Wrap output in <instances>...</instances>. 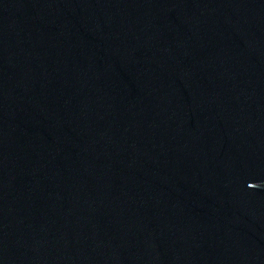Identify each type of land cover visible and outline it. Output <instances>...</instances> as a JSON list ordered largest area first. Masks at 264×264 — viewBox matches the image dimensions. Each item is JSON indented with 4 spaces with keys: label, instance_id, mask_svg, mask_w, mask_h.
Listing matches in <instances>:
<instances>
[{
    "label": "water",
    "instance_id": "obj_1",
    "mask_svg": "<svg viewBox=\"0 0 264 264\" xmlns=\"http://www.w3.org/2000/svg\"><path fill=\"white\" fill-rule=\"evenodd\" d=\"M0 264H264V0H0Z\"/></svg>",
    "mask_w": 264,
    "mask_h": 264
}]
</instances>
